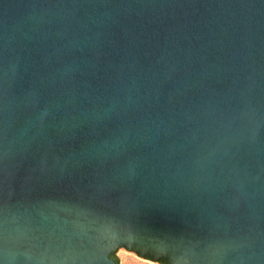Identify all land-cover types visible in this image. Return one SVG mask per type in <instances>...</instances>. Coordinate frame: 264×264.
<instances>
[{
  "label": "water",
  "instance_id": "1",
  "mask_svg": "<svg viewBox=\"0 0 264 264\" xmlns=\"http://www.w3.org/2000/svg\"><path fill=\"white\" fill-rule=\"evenodd\" d=\"M118 248L264 264V0H0V264Z\"/></svg>",
  "mask_w": 264,
  "mask_h": 264
},
{
  "label": "rangeland",
  "instance_id": "2",
  "mask_svg": "<svg viewBox=\"0 0 264 264\" xmlns=\"http://www.w3.org/2000/svg\"><path fill=\"white\" fill-rule=\"evenodd\" d=\"M115 255L120 260L121 262L120 264H158V263H152L149 261H145L122 249L118 250V252Z\"/></svg>",
  "mask_w": 264,
  "mask_h": 264
},
{
  "label": "flooded vegetation",
  "instance_id": "3",
  "mask_svg": "<svg viewBox=\"0 0 264 264\" xmlns=\"http://www.w3.org/2000/svg\"><path fill=\"white\" fill-rule=\"evenodd\" d=\"M120 249H124V248H118V249H116L113 253H111V254H109V258H111L116 264H118L117 262H118V260H117V258H115V254L118 252V250H120ZM134 253V252H133ZM136 254V253H135ZM137 255V254H136ZM137 256H139V255H137ZM142 258H144V259H148V260H151L152 261V258L151 257H142ZM154 262H157L158 264H168V262L166 261V260H158V261H154Z\"/></svg>",
  "mask_w": 264,
  "mask_h": 264
},
{
  "label": "trees",
  "instance_id": "4",
  "mask_svg": "<svg viewBox=\"0 0 264 264\" xmlns=\"http://www.w3.org/2000/svg\"><path fill=\"white\" fill-rule=\"evenodd\" d=\"M118 263V262H117Z\"/></svg>",
  "mask_w": 264,
  "mask_h": 264
}]
</instances>
